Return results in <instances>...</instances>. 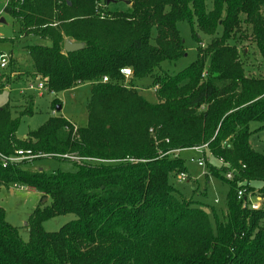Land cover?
I'll use <instances>...</instances> for the list:
<instances>
[{
  "label": "trees",
  "instance_id": "obj_1",
  "mask_svg": "<svg viewBox=\"0 0 264 264\" xmlns=\"http://www.w3.org/2000/svg\"><path fill=\"white\" fill-rule=\"evenodd\" d=\"M209 1L126 0L128 11H110L107 0L8 1L5 12L22 39L50 46L24 48L28 70L12 54L8 72H0V94L13 75L31 74L53 94L88 83L92 89L87 126L77 130L52 117L20 140V119L9 104L0 109V192L19 187L51 201L31 216L27 243L0 206V264H264V210L244 206L255 192L251 183L264 182V155L251 145L252 124L264 129V0H211V8ZM181 22L191 24L198 43L199 33L213 39L190 67L169 75L162 64L187 54ZM67 40L84 49L66 53ZM251 46L261 56L259 77L245 67ZM149 78L158 88L155 103L137 87ZM26 113L33 115V102ZM204 146L225 166L210 167L229 186L221 214L173 183L188 169L183 153L171 152ZM19 151L37 158L11 161ZM45 159L76 171L30 169ZM68 214L77 220L60 231L42 228Z\"/></svg>",
  "mask_w": 264,
  "mask_h": 264
},
{
  "label": "rangeland",
  "instance_id": "obj_2",
  "mask_svg": "<svg viewBox=\"0 0 264 264\" xmlns=\"http://www.w3.org/2000/svg\"><path fill=\"white\" fill-rule=\"evenodd\" d=\"M8 0H0V52L14 55V59H18V64L23 68H30V59L27 52L24 50L26 46L39 44L50 46L47 41L36 38L22 39L19 24L15 22L13 17L5 12ZM209 7H212V1L208 2ZM110 11H128L126 0H120L116 4L109 6ZM2 20L4 22H2ZM194 29L198 31L197 23L194 24ZM178 30L181 38L185 43L186 57L180 61L170 64L163 63L162 69L169 75L178 74L190 67L198 58V49L200 47L207 48L213 37L205 33H199L200 43L193 37L192 26L188 22L178 24ZM222 30L219 29L216 36H220ZM155 35V33H154ZM251 55L248 56L244 63L248 75L261 76V56L254 46H251ZM30 61V62H29ZM28 70V69H27ZM23 70L20 74H23ZM13 75L10 78L8 89L0 94V109L9 104L13 118L20 119V126L17 137L23 140L29 132H33L41 128L52 117H62L78 128L87 126L88 114L87 106L91 98L92 86L90 83L81 85L76 89L62 92L59 94L49 93L39 89V83L35 77ZM31 76V77H29ZM3 82V81H1ZM0 82V83H1ZM31 83L34 84V89H30ZM6 87V88H7ZM140 94L150 103L156 102L155 87L151 78L140 81L137 84ZM58 100L62 104V111L58 112L54 109V101ZM33 102V115H28L27 109ZM262 125L252 124L251 130L254 132L251 137V145L255 152L264 155V129ZM183 156L186 159L187 165V181H181L178 177L173 179L175 187L188 199L207 204L213 207L219 214L226 210V198L229 193V186L221 180L210 175L211 166H219L220 170L225 166L215 160L209 153L208 149L202 152L184 150ZM190 159L196 161H205V168H199L197 163L192 164ZM33 172L44 171L47 174H52L56 171L60 172H75L76 168L72 163L62 162L55 159L38 160L32 163ZM229 173L225 174L226 179ZM208 176V179H207ZM229 180V179H228ZM232 178L230 181H234ZM251 187L254 189V195L249 194V200L258 204L259 209L264 210V199L259 197L264 195V182H253ZM51 201L42 200V195L34 190L21 189L18 187L2 188L0 192V206L6 213V221L13 227L19 230L21 239L27 243L30 239L29 221L31 216L37 209H43L49 206ZM77 220L73 214L59 216L51 220L45 221L42 228L48 233H56L64 226Z\"/></svg>",
  "mask_w": 264,
  "mask_h": 264
},
{
  "label": "built area",
  "instance_id": "obj_3",
  "mask_svg": "<svg viewBox=\"0 0 264 264\" xmlns=\"http://www.w3.org/2000/svg\"><path fill=\"white\" fill-rule=\"evenodd\" d=\"M10 63H11V55H8V54H5V53L0 52V72H2V73L8 72V70L10 68ZM121 74L125 77V79L127 81L130 80V79H132V77H133V72H132L131 69H124V70L121 71ZM35 79H36V82L39 83V86H38L39 89L44 91V85L42 83L41 78L40 77H35ZM104 82H108V79L105 78L104 79ZM7 89H8V87L6 88V90ZM30 89L31 90L34 89V84L33 83H31ZM154 90L157 91L158 88L156 87ZM192 150L193 151H197V152H200V151L202 152L203 150H207V146H204L202 148H194ZM183 152H185V151L178 150L176 152H171V153H173L172 155H174V157H176V156H178V154L183 153ZM166 156H167V154H166ZM36 158L37 157H35L31 152L19 151L17 153L16 158L12 159L11 161L34 160ZM205 161L206 160L196 161L195 159H190V162L192 164L197 163V165H198L199 168H205V164H206ZM218 162H220V163L223 164V161H218ZM178 178L181 179V181H187L188 180L186 174H182ZM232 178H234V173L233 172H229V175H228L227 179L231 180ZM246 194H247V190H245V189L240 190L238 192V199L239 200H242ZM244 206L245 207H248L249 206V207H251L254 210H258L259 207H260L258 204L252 203L249 200L248 197H247V199H245Z\"/></svg>",
  "mask_w": 264,
  "mask_h": 264
},
{
  "label": "water",
  "instance_id": "obj_4",
  "mask_svg": "<svg viewBox=\"0 0 264 264\" xmlns=\"http://www.w3.org/2000/svg\"><path fill=\"white\" fill-rule=\"evenodd\" d=\"M118 2H119V0H107V5L110 6L111 4H116ZM2 22H4V21L2 20ZM83 49H84V44L75 43V42H72L70 40H67L64 44V51L66 53H77ZM56 110L58 112H61L62 106L57 107Z\"/></svg>",
  "mask_w": 264,
  "mask_h": 264
},
{
  "label": "crops",
  "instance_id": "obj_5",
  "mask_svg": "<svg viewBox=\"0 0 264 264\" xmlns=\"http://www.w3.org/2000/svg\"><path fill=\"white\" fill-rule=\"evenodd\" d=\"M12 55V54H11Z\"/></svg>",
  "mask_w": 264,
  "mask_h": 264
}]
</instances>
